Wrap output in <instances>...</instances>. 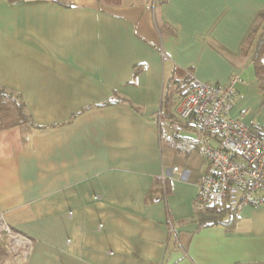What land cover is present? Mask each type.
I'll use <instances>...</instances> for the list:
<instances>
[{
	"label": "crops",
	"instance_id": "obj_1",
	"mask_svg": "<svg viewBox=\"0 0 264 264\" xmlns=\"http://www.w3.org/2000/svg\"><path fill=\"white\" fill-rule=\"evenodd\" d=\"M263 34L264 0H0V88L33 125L0 129V215L29 242L0 264H264V204L196 206L178 114L183 76L239 74L231 116L264 127Z\"/></svg>",
	"mask_w": 264,
	"mask_h": 264
},
{
	"label": "built area",
	"instance_id": "obj_2",
	"mask_svg": "<svg viewBox=\"0 0 264 264\" xmlns=\"http://www.w3.org/2000/svg\"><path fill=\"white\" fill-rule=\"evenodd\" d=\"M241 81L239 74L225 85L195 81L193 90L182 97L178 106L182 118H193L201 153L210 168L198 183L199 209L218 211L230 206L237 213L246 206L264 204L259 196L264 190V127L231 116L236 85ZM0 233L10 241L5 246L7 254L17 251L20 241L26 242L27 252L29 242L6 223L2 214Z\"/></svg>",
	"mask_w": 264,
	"mask_h": 264
},
{
	"label": "trees",
	"instance_id": "obj_3",
	"mask_svg": "<svg viewBox=\"0 0 264 264\" xmlns=\"http://www.w3.org/2000/svg\"><path fill=\"white\" fill-rule=\"evenodd\" d=\"M106 2L111 1L112 3H119L120 0H104ZM258 48L255 50L254 55V71H255V78L258 82V85L260 89L264 93V34L262 35V38L260 42L257 44ZM138 70L135 69V76L137 75ZM185 80H187L189 83L187 84L190 86L188 89H185V93L183 96L187 95L191 90H193V82L194 80H191V77L189 75L183 76ZM178 84L181 85L177 81ZM176 83V84H177ZM184 84V81H183ZM186 85V84H185ZM113 103H117L118 101L111 100L109 101ZM33 126L32 122L30 121V118L25 112L24 106L21 103V101L18 99V97H15L12 93L7 92L4 89L0 88V129H6L10 127H16V126ZM214 213L217 216H221L223 214H228L230 217L233 218L237 213L233 210L230 206H225L221 210H216L214 208H211Z\"/></svg>",
	"mask_w": 264,
	"mask_h": 264
},
{
	"label": "rangeland",
	"instance_id": "obj_4",
	"mask_svg": "<svg viewBox=\"0 0 264 264\" xmlns=\"http://www.w3.org/2000/svg\"><path fill=\"white\" fill-rule=\"evenodd\" d=\"M6 221V220H5ZM7 223V222H6ZM0 239L1 240H4V241H6L7 240V238L5 237V236H3V234L1 233V237H0ZM9 243H10V241H9ZM2 253L4 252L3 250H0Z\"/></svg>",
	"mask_w": 264,
	"mask_h": 264
}]
</instances>
